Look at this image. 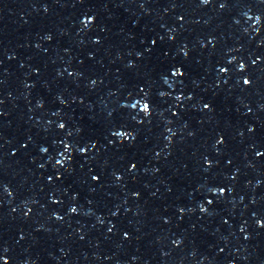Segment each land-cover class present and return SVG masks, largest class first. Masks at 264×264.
<instances>
[{
    "label": "snow or ice",
    "instance_id": "snow-or-ice-1",
    "mask_svg": "<svg viewBox=\"0 0 264 264\" xmlns=\"http://www.w3.org/2000/svg\"><path fill=\"white\" fill-rule=\"evenodd\" d=\"M245 82L247 83V81H245ZM133 107H135V104L133 105ZM148 108H149L148 104L145 103V104L143 105V110L147 111ZM221 191H223V189H221ZM73 211H74V210H73Z\"/></svg>",
    "mask_w": 264,
    "mask_h": 264
},
{
    "label": "clouds",
    "instance_id": "clouds-1",
    "mask_svg": "<svg viewBox=\"0 0 264 264\" xmlns=\"http://www.w3.org/2000/svg\"><path fill=\"white\" fill-rule=\"evenodd\" d=\"M241 67H243V65ZM245 81H247V83ZM245 81H244L245 84H248L249 83L248 80H245ZM205 107H207V105H205ZM60 127L63 128V125H60ZM73 210L75 211V209H73Z\"/></svg>",
    "mask_w": 264,
    "mask_h": 264
}]
</instances>
